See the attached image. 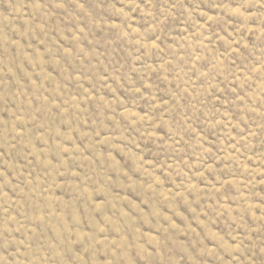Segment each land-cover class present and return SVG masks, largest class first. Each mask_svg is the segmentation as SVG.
<instances>
[{
  "label": "rangeland",
  "instance_id": "obj_1",
  "mask_svg": "<svg viewBox=\"0 0 264 264\" xmlns=\"http://www.w3.org/2000/svg\"><path fill=\"white\" fill-rule=\"evenodd\" d=\"M0 264H264V0H0Z\"/></svg>",
  "mask_w": 264,
  "mask_h": 264
}]
</instances>
